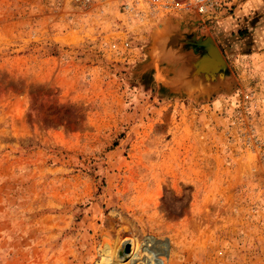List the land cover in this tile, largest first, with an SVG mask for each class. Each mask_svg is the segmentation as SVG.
Returning <instances> with one entry per match:
<instances>
[{
    "label": "rangeland",
    "instance_id": "1",
    "mask_svg": "<svg viewBox=\"0 0 264 264\" xmlns=\"http://www.w3.org/2000/svg\"><path fill=\"white\" fill-rule=\"evenodd\" d=\"M185 5L0 0V264H264V0Z\"/></svg>",
    "mask_w": 264,
    "mask_h": 264
},
{
    "label": "water",
    "instance_id": "2",
    "mask_svg": "<svg viewBox=\"0 0 264 264\" xmlns=\"http://www.w3.org/2000/svg\"><path fill=\"white\" fill-rule=\"evenodd\" d=\"M186 15L182 14L181 21L177 23H166L162 33L168 36L169 40L173 38L174 43L179 46L181 54L188 56L187 66L184 69L191 75H197L205 81L215 77H223L227 72V66L215 46L211 37L207 34L196 35L194 31L187 27ZM172 33H168L169 31ZM159 40V37H158ZM182 67L179 62L173 63V69L178 70Z\"/></svg>",
    "mask_w": 264,
    "mask_h": 264
},
{
    "label": "built area",
    "instance_id": "3",
    "mask_svg": "<svg viewBox=\"0 0 264 264\" xmlns=\"http://www.w3.org/2000/svg\"><path fill=\"white\" fill-rule=\"evenodd\" d=\"M231 0H186L185 9H190L196 14L212 17ZM183 8V7H182Z\"/></svg>",
    "mask_w": 264,
    "mask_h": 264
}]
</instances>
